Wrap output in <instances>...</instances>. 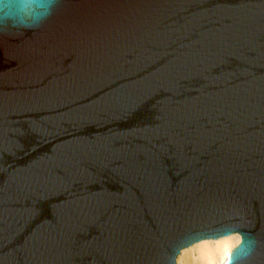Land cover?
Segmentation results:
<instances>
[{
  "label": "water",
  "instance_id": "95a60500",
  "mask_svg": "<svg viewBox=\"0 0 264 264\" xmlns=\"http://www.w3.org/2000/svg\"><path fill=\"white\" fill-rule=\"evenodd\" d=\"M264 264V0H0V264Z\"/></svg>",
  "mask_w": 264,
  "mask_h": 264
},
{
  "label": "bare ground",
  "instance_id": "6f19581e",
  "mask_svg": "<svg viewBox=\"0 0 264 264\" xmlns=\"http://www.w3.org/2000/svg\"><path fill=\"white\" fill-rule=\"evenodd\" d=\"M240 238L198 243L177 257V264H225Z\"/></svg>",
  "mask_w": 264,
  "mask_h": 264
}]
</instances>
